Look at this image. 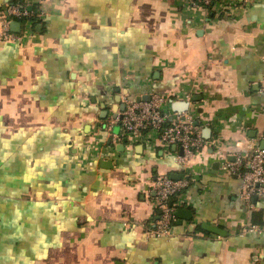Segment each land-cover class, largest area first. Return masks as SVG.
Masks as SVG:
<instances>
[{"label":"crops","instance_id":"obj_1","mask_svg":"<svg viewBox=\"0 0 264 264\" xmlns=\"http://www.w3.org/2000/svg\"><path fill=\"white\" fill-rule=\"evenodd\" d=\"M25 1L41 23L0 42V264H264L243 232L264 199L245 204L220 161L264 148V0ZM153 94L187 101L209 142L171 237L151 231L153 182L185 178L181 149L108 128Z\"/></svg>","mask_w":264,"mask_h":264},{"label":"built area","instance_id":"obj_2","mask_svg":"<svg viewBox=\"0 0 264 264\" xmlns=\"http://www.w3.org/2000/svg\"><path fill=\"white\" fill-rule=\"evenodd\" d=\"M194 6L214 7L220 0H190ZM28 9L19 4H10L7 13L0 16V42H13L22 37L13 32L11 21L29 17ZM264 90V77L262 80ZM190 95H185L188 99ZM125 108L108 122V128L120 125L126 140L139 143L159 144L171 152L172 147L182 149L178 161L182 165L185 178L174 179L161 175L153 182L156 203L160 209V218L152 231L157 237H171L176 221V210L187 201L185 190L190 185L191 160L198 153L206 151L209 142L203 135V129L197 123V116L189 110L176 111L172 108V99L168 96L153 94L149 100H134L125 97ZM252 148V144L248 145ZM250 155L239 154L230 161L221 155L222 170L235 173L241 178L240 197L251 206L253 198L264 199V148H253ZM244 233L264 235V225L249 224L243 227Z\"/></svg>","mask_w":264,"mask_h":264},{"label":"water","instance_id":"obj_3","mask_svg":"<svg viewBox=\"0 0 264 264\" xmlns=\"http://www.w3.org/2000/svg\"><path fill=\"white\" fill-rule=\"evenodd\" d=\"M5 13H7V10L5 11ZM11 28H12V30L18 32L20 30V22L12 20L11 21ZM146 98H147V100H149V98H150L149 95H147ZM138 100H140V99H138ZM188 107H189V103L187 101H184V102H180V101H176V100L172 101V108L176 111L181 112L182 110L187 109ZM124 108H125V106L124 107L122 106L123 110H124ZM116 117H117V115L114 116V118H116ZM114 127H115L114 129L117 130L120 128V125L117 124ZM181 151H182V149H181ZM182 153H183V151H182ZM186 213H190V211H188L186 209H182V208H178L176 210V216H178V217H187ZM207 229L212 230V231H216V232H222L218 228H214V227H207Z\"/></svg>","mask_w":264,"mask_h":264},{"label":"trees","instance_id":"obj_4","mask_svg":"<svg viewBox=\"0 0 264 264\" xmlns=\"http://www.w3.org/2000/svg\"><path fill=\"white\" fill-rule=\"evenodd\" d=\"M11 4H19L22 8H26L28 9L30 15L29 17L26 18H22V21H30L33 22L34 25H37L39 23H41L42 19L40 18V12H41V8L40 5H33L32 7L28 6V4L26 3L25 0H11L10 1ZM2 14H5V12H2ZM0 15V16H1ZM188 190V188L185 190V192ZM175 224V222H174Z\"/></svg>","mask_w":264,"mask_h":264}]
</instances>
